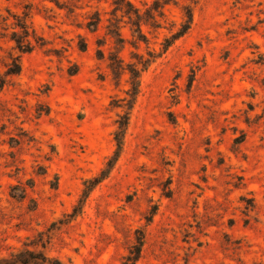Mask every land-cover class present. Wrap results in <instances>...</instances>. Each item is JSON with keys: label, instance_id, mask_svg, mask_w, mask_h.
<instances>
[{"label": "rangeland", "instance_id": "1", "mask_svg": "<svg viewBox=\"0 0 264 264\" xmlns=\"http://www.w3.org/2000/svg\"><path fill=\"white\" fill-rule=\"evenodd\" d=\"M113 1L0 0V258L121 264L142 231L136 264H264V0H170L140 37Z\"/></svg>", "mask_w": 264, "mask_h": 264}, {"label": "trees", "instance_id": "2", "mask_svg": "<svg viewBox=\"0 0 264 264\" xmlns=\"http://www.w3.org/2000/svg\"><path fill=\"white\" fill-rule=\"evenodd\" d=\"M169 2L170 0H161V1L155 0L153 1L152 5L146 9L145 13L142 14L138 8L134 7L130 3V1L114 0L113 9H112V17L116 18V16L119 14V16L122 19H126L127 21L126 23L131 26L133 35L137 34L138 37H140L142 35L141 28H140L141 22L142 21L148 22L150 20L154 21L155 19L154 13L157 12L159 15H162L163 8L166 5H168ZM113 18H111V20H114ZM182 19L183 20L179 28L174 33H172L169 37L164 38L163 43H162V51H166L167 48L175 40L185 35L187 31L189 30L191 23H192V11L190 8L186 7L184 9ZM109 26H110L109 34L115 39L117 43H122L123 38L120 36V33L117 30V26L113 24L112 22H110ZM94 27H96V25ZM20 28L24 29L23 26H21ZM23 32L27 33L26 30H23ZM16 43L19 44L20 42H16ZM18 49H21L20 50L21 53H27L29 52L28 50L29 44H26V48L24 49L22 48H18ZM150 62H151L150 59L137 62L138 64H140L141 69H138L134 64H131L129 68L127 69L128 74H129V85H130V89L127 94L130 97L129 101H133L135 99L139 91L140 74L141 72L145 71L148 68ZM19 72H20L19 65L15 61H13L12 67L9 68V74L16 75ZM127 123H128V113H125L122 116H120L119 121H118V129L114 135V140L117 146V151L114 155V157L116 158H114V161H116L119 155L118 152L122 148V138H123V134L126 129ZM111 167L112 166L110 165V169ZM108 172L109 170L107 171V169L106 171L103 170L99 177H95L93 179L92 185L99 183L103 178L107 176ZM85 190H88L89 192V186L85 187L84 192ZM88 192L87 191L85 192L86 194H84V197L88 194ZM143 244H144V233L142 231H138L137 234L135 235L132 245L130 246L128 250V253L123 258L121 264H136V262L140 258ZM0 264H63V263L58 259L48 258L43 254H36L32 251L25 250V251L19 252L18 254L10 256L8 258H0Z\"/></svg>", "mask_w": 264, "mask_h": 264}]
</instances>
